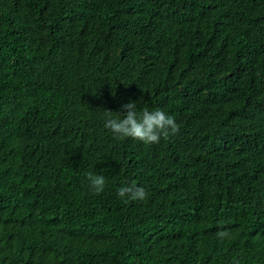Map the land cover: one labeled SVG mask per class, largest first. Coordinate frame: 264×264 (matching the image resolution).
<instances>
[{
    "label": "trees",
    "instance_id": "trees-1",
    "mask_svg": "<svg viewBox=\"0 0 264 264\" xmlns=\"http://www.w3.org/2000/svg\"><path fill=\"white\" fill-rule=\"evenodd\" d=\"M129 101L179 130L117 139ZM235 260L264 264V0H0V264Z\"/></svg>",
    "mask_w": 264,
    "mask_h": 264
},
{
    "label": "clouds",
    "instance_id": "clouds-1",
    "mask_svg": "<svg viewBox=\"0 0 264 264\" xmlns=\"http://www.w3.org/2000/svg\"><path fill=\"white\" fill-rule=\"evenodd\" d=\"M124 109L121 115H114V112L105 110L104 127L108 129L117 139L132 138L145 144H157L161 138H168L179 130L172 115L167 114L162 109L149 111L144 109L137 111L136 102L129 101L122 105ZM90 187L95 194H100L105 189V178L101 175L88 173ZM118 197L128 201H142L146 199L147 192L144 187L135 184H125L118 189ZM220 239L230 238V232L220 230L216 233ZM234 264H240L235 260Z\"/></svg>",
    "mask_w": 264,
    "mask_h": 264
}]
</instances>
